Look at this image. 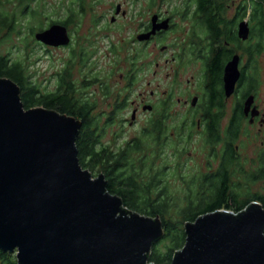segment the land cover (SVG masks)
Here are the masks:
<instances>
[{
	"label": "flooded vegetation",
	"instance_id": "flooded-vegetation-1",
	"mask_svg": "<svg viewBox=\"0 0 264 264\" xmlns=\"http://www.w3.org/2000/svg\"><path fill=\"white\" fill-rule=\"evenodd\" d=\"M6 1L20 6L29 0ZM169 1H54L55 19L46 20L40 31L61 27L67 43H37L45 52H59L56 89L63 92L70 85L75 90L72 76L84 78L78 82L81 88L91 87L90 95L101 93V99L107 100L109 109L103 114L108 125L129 103V119H122L119 127L139 125L138 134L116 152L108 149L112 155L151 134L152 170L192 167L198 173L193 184L227 188L230 202L264 207V99L259 96L264 84L254 74L250 10L240 19L243 0L210 7L209 15L199 0ZM51 2H42L44 10ZM207 16L212 20L207 22ZM243 21L249 31L246 40L238 37ZM15 23L13 17L8 28ZM128 29L131 40L130 36L122 40L120 34ZM234 57L239 76L227 92L225 69ZM115 76L122 87L111 101ZM134 83L138 91L128 101ZM183 156L185 166L178 163ZM123 166L132 164L128 160Z\"/></svg>",
	"mask_w": 264,
	"mask_h": 264
},
{
	"label": "water",
	"instance_id": "water-1",
	"mask_svg": "<svg viewBox=\"0 0 264 264\" xmlns=\"http://www.w3.org/2000/svg\"><path fill=\"white\" fill-rule=\"evenodd\" d=\"M245 21L238 37L248 38ZM67 43L53 26L34 34ZM237 57L225 69L229 92ZM19 87L0 78V250L16 264H148L163 236L159 218L129 211L106 192L102 174L82 169L75 146L81 122L54 110L25 109ZM185 243L170 264H264V207L219 210L184 224ZM152 264V263H149Z\"/></svg>",
	"mask_w": 264,
	"mask_h": 264
},
{
	"label": "trees",
	"instance_id": "trees-1",
	"mask_svg": "<svg viewBox=\"0 0 264 264\" xmlns=\"http://www.w3.org/2000/svg\"><path fill=\"white\" fill-rule=\"evenodd\" d=\"M229 0H199L200 5H205L208 15L213 12L215 5H224ZM242 4V5H241ZM243 8L240 13L242 19L250 10V21L253 24L255 64L257 58L264 55V0H243L239 3ZM208 17V16H207ZM212 17H208L207 22ZM0 29L7 28L6 17L0 14ZM213 29L216 23L211 22ZM27 66L17 61H10L5 57H0V78H8L13 81L20 89V102L25 109L42 107L54 110L59 114L71 116L81 122V128L76 137L75 146L79 165L90 174H102L107 182L106 192L118 196L122 200L123 207L139 215L159 218L162 228V238L153 244L148 263L170 264L175 252L180 250L185 243L184 224L192 223L201 215L212 213L219 210L239 212L245 208V204H234L229 201L231 195L227 188L212 189L210 196L200 198L194 197L186 205L174 214L169 215V210L173 206L165 195L163 188H156L157 182L154 176L146 182L141 180L137 169H142L143 165L150 166V152L152 150L151 134H144L121 153L112 155L108 148L99 146V133L97 125L94 123L96 118L93 115L94 105L90 104V98H79L75 96L74 90L67 86V90L43 94L38 87L34 86L26 74ZM151 148V149H150ZM139 152V153H138ZM133 153V155H132ZM135 157H138L137 160ZM130 161L132 166L124 167ZM135 169V170H134ZM96 175V176H98ZM92 176V175H91ZM186 197H189L188 195ZM188 199V198H187ZM163 250H159V246ZM0 264H16V259L10 253L0 250Z\"/></svg>",
	"mask_w": 264,
	"mask_h": 264
},
{
	"label": "rangeland",
	"instance_id": "rangeland-1",
	"mask_svg": "<svg viewBox=\"0 0 264 264\" xmlns=\"http://www.w3.org/2000/svg\"><path fill=\"white\" fill-rule=\"evenodd\" d=\"M54 1L56 0H47V3H51L48 8L44 10L42 5L44 0H29L20 4V6H18L16 2L14 4L12 2L7 4L6 0H0V14L5 17L12 15L16 22L10 29H0V57H5L10 61H17L22 63V65L27 66L26 74L28 75L30 82L38 87L39 92L43 94H48L56 90L57 83L55 72L59 70V52H45L37 41L34 40L33 35L40 31V29L44 28L46 20L55 19V13L52 9L54 5H56ZM103 1L107 3L112 2L113 0ZM173 3V0L169 1V4ZM13 17L7 18L6 23L12 22ZM130 22L132 23L133 28L134 21ZM0 26H2L1 22ZM129 36L131 40L130 29L126 30L124 34H120V38L126 41L129 40ZM257 66L258 68H256L254 74L258 78V81L261 84H264V55L257 58ZM80 79L84 78L81 76H72L74 82L73 87L75 88V90H73L76 97L84 99L90 98V104L94 105L93 114L96 117L94 123L97 125L98 133L100 132L98 138L99 146H105L108 149L113 150V152H116L121 147H124L129 139L138 134L139 125L133 128L124 126L123 129H120V121L124 118L129 119V103H127L124 106V109L116 115L114 124L108 125L107 123H104L105 115L103 114V111L106 112L109 109L105 106L107 100L101 99V93L99 94L96 92L94 95H90L93 89L91 87L81 88L78 85ZM117 80V76L111 77V97L109 99L111 101L116 97V94L118 93L117 89H121L122 87V85L119 84V80ZM137 91V83H134L131 89L127 92L128 96L126 98L128 101L134 98ZM259 96L260 99L263 100L264 91H260ZM180 145L183 146L182 144ZM188 150H190V148H188L187 151ZM135 158L137 160L138 157ZM178 163L181 166H185V157H179ZM154 169L155 170H149L148 165L145 164L142 169H137V172H139L143 182H146L152 176H154L155 181L159 179L157 180L159 181L157 182L158 185H156L157 190L163 188L169 204L173 206L168 211L169 215H171V213L174 214L175 211H179L190 199L199 195L200 198H205L207 200L213 189L204 185L202 187L191 182V180L198 175L197 171L195 172L192 167L190 168L187 166L186 169L182 168L180 170H175L174 172H162L160 169ZM91 175L93 178H96L98 173L91 172ZM187 195L189 197H186ZM158 248L160 251L163 250L162 245ZM10 254L15 257V253Z\"/></svg>",
	"mask_w": 264,
	"mask_h": 264
},
{
	"label": "bare ground",
	"instance_id": "bare-ground-1",
	"mask_svg": "<svg viewBox=\"0 0 264 264\" xmlns=\"http://www.w3.org/2000/svg\"><path fill=\"white\" fill-rule=\"evenodd\" d=\"M149 264V263H148Z\"/></svg>",
	"mask_w": 264,
	"mask_h": 264
}]
</instances>
